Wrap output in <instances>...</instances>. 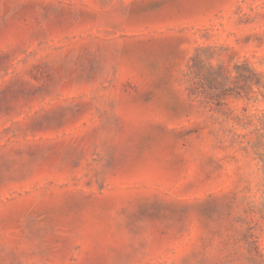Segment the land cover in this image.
I'll return each mask as SVG.
<instances>
[{"label": "rangeland", "instance_id": "1", "mask_svg": "<svg viewBox=\"0 0 264 264\" xmlns=\"http://www.w3.org/2000/svg\"><path fill=\"white\" fill-rule=\"evenodd\" d=\"M0 264H264V0H0Z\"/></svg>", "mask_w": 264, "mask_h": 264}, {"label": "trees", "instance_id": "2", "mask_svg": "<svg viewBox=\"0 0 264 264\" xmlns=\"http://www.w3.org/2000/svg\"><path fill=\"white\" fill-rule=\"evenodd\" d=\"M223 72L222 66L214 67L209 63L207 65L198 54H194L187 63L186 75L189 78L196 79V82L200 83L203 87L204 93L209 97L208 99L213 100L215 105L219 106L221 104V96L228 91H234L238 94L237 89L241 88L240 86H235V84L231 88V84L225 82L228 77ZM237 76L239 77L241 74ZM244 78L249 82L251 87L253 84H259V80L256 78V72H253L251 69H248V75Z\"/></svg>", "mask_w": 264, "mask_h": 264}]
</instances>
